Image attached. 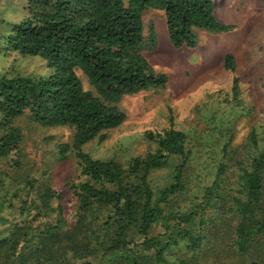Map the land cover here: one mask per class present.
Here are the masks:
<instances>
[{"label": "trees", "instance_id": "obj_1", "mask_svg": "<svg viewBox=\"0 0 264 264\" xmlns=\"http://www.w3.org/2000/svg\"><path fill=\"white\" fill-rule=\"evenodd\" d=\"M149 8L163 11L175 47L194 46L197 30L234 28L217 20L212 0H24L16 21L0 9V55L37 56L46 67L41 75L0 72V161H9L0 166V264H206L222 245L235 256L231 264H264V112L255 122L240 96L234 54L222 57L233 73L222 100L228 112L240 103V113L217 119L213 110L209 132L222 141L221 157L188 203L172 199L189 194L199 169L170 109L167 127L144 133L151 149L125 165L83 148L124 122L125 96L168 86L143 52ZM241 116L251 123L235 142ZM21 117L72 131L56 148L58 161L70 156L79 169L76 181L63 180L76 204L72 223L61 191L25 165L29 126ZM166 167L170 181L157 189L151 174Z\"/></svg>", "mask_w": 264, "mask_h": 264}, {"label": "rangeland", "instance_id": "obj_2", "mask_svg": "<svg viewBox=\"0 0 264 264\" xmlns=\"http://www.w3.org/2000/svg\"><path fill=\"white\" fill-rule=\"evenodd\" d=\"M123 1L126 3L128 0ZM212 3L217 20L233 24L234 28L227 32L197 30V42L191 47H175L170 43L163 11L150 8L143 11L147 39L143 52L156 71L168 76V86L125 96L121 101L126 112L124 122L108 130L107 137L102 141L93 139L83 147L94 158L114 159L125 165L131 158L151 149L153 144L146 140L144 133L167 127L170 109L173 126L187 134L193 149L195 157H191V164L199 169L189 194L172 199L173 203L181 205L188 203L191 193L198 190L195 186L198 182L210 183L215 164L220 160L222 141L215 136L212 138L209 132L208 119L214 114L213 110H219L214 114L216 118L240 113V103H233L228 112L227 103L222 100L230 95L233 77V73L222 66L225 53L235 56L240 96L246 107L256 111L253 120H261L260 113L264 112V0H212ZM23 4L24 0H0V9H3L7 19L16 21L24 14ZM0 72L41 75L46 72V67L37 56L11 52L0 55ZM243 118L241 116L238 120L241 122L236 126L235 142L242 140L251 123ZM26 121V117H21L17 123L23 126ZM23 132L25 165L32 167L35 175L45 172L44 177L49 179L53 189L61 191L64 216L72 223L77 218L76 204L63 180L76 181L79 169L70 156L60 161L56 159L57 145L70 141L71 129L68 126H29L24 127ZM7 163L8 160L0 161V166ZM170 175V167H166L154 171L150 180L158 189L168 184ZM221 249H224L223 252L218 257L209 256L206 264H231L235 256L227 253L223 245Z\"/></svg>", "mask_w": 264, "mask_h": 264}]
</instances>
